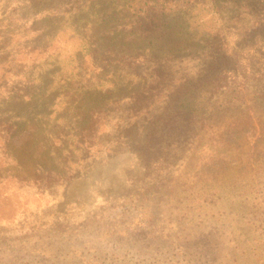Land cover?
I'll return each mask as SVG.
<instances>
[{
	"label": "rangeland",
	"instance_id": "rangeland-1",
	"mask_svg": "<svg viewBox=\"0 0 264 264\" xmlns=\"http://www.w3.org/2000/svg\"><path fill=\"white\" fill-rule=\"evenodd\" d=\"M257 1L0 0V264H264Z\"/></svg>",
	"mask_w": 264,
	"mask_h": 264
},
{
	"label": "trees",
	"instance_id": "trees-1",
	"mask_svg": "<svg viewBox=\"0 0 264 264\" xmlns=\"http://www.w3.org/2000/svg\"><path fill=\"white\" fill-rule=\"evenodd\" d=\"M139 13L136 14L137 29L139 32L147 33V35L153 34L159 31L160 28L166 25V18L170 16L171 10L168 9L167 3L169 0H136ZM236 5L243 7L244 9H252L257 0H234ZM264 29V25H260ZM15 135V133H13ZM8 137V136H7ZM12 138V135L10 136ZM8 139H10L8 137ZM9 146V145H8Z\"/></svg>",
	"mask_w": 264,
	"mask_h": 264
}]
</instances>
